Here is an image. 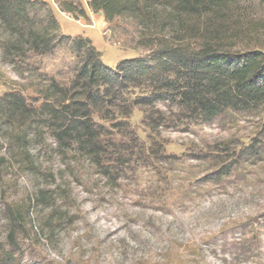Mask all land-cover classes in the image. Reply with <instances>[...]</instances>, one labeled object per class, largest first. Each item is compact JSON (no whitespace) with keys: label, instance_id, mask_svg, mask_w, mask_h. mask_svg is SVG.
Masks as SVG:
<instances>
[{"label":"rangeland","instance_id":"obj_1","mask_svg":"<svg viewBox=\"0 0 264 264\" xmlns=\"http://www.w3.org/2000/svg\"><path fill=\"white\" fill-rule=\"evenodd\" d=\"M33 1L32 16L53 14L61 34L90 39L110 67L151 52L136 48L128 18L109 23L89 0H75L86 17ZM235 9L225 22L232 51H264V3ZM1 38L0 99L14 92L39 106L44 80L70 83L79 64L71 40L12 64ZM164 105L157 133L138 109L117 119L120 130L95 116L98 159L63 154L24 120L0 121V264H264V104L211 121Z\"/></svg>","mask_w":264,"mask_h":264},{"label":"trees","instance_id":"obj_2","mask_svg":"<svg viewBox=\"0 0 264 264\" xmlns=\"http://www.w3.org/2000/svg\"><path fill=\"white\" fill-rule=\"evenodd\" d=\"M244 1L264 3L89 0L91 11L102 13L109 23L128 18L136 30V48L151 50L145 57L126 58L110 67L90 39L61 34L53 14L41 21L32 16L33 0H0V42L4 35L3 55L12 64L28 52L53 51L64 40H71L79 59L70 83L55 77L44 80L38 90L43 100L39 106H30L22 94L6 93L0 99V121L24 120L23 126L29 122L37 131L46 129L63 154L75 148L98 159L102 127L95 116L120 130L123 123L117 119L128 118L138 109L144 113V123L157 133L167 120L162 104L171 103L207 121L226 108L258 107L264 104V51L233 52L225 27L235 7ZM55 2L62 12L87 16L75 0ZM191 19L204 25L197 29ZM137 90L143 93L132 98ZM21 138L15 136L12 141Z\"/></svg>","mask_w":264,"mask_h":264},{"label":"crops","instance_id":"obj_3","mask_svg":"<svg viewBox=\"0 0 264 264\" xmlns=\"http://www.w3.org/2000/svg\"><path fill=\"white\" fill-rule=\"evenodd\" d=\"M60 14H64L65 15V13L64 12H62V11H60ZM58 17V16H57ZM59 18V17H58Z\"/></svg>","mask_w":264,"mask_h":264}]
</instances>
